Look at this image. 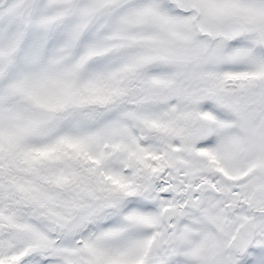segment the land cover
<instances>
[{"label": "snow or ice", "instance_id": "1", "mask_svg": "<svg viewBox=\"0 0 264 264\" xmlns=\"http://www.w3.org/2000/svg\"><path fill=\"white\" fill-rule=\"evenodd\" d=\"M0 264H264V0H0Z\"/></svg>", "mask_w": 264, "mask_h": 264}]
</instances>
